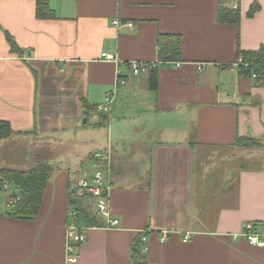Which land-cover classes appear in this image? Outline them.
I'll use <instances>...</instances> for the list:
<instances>
[{
    "label": "crops",
    "instance_id": "0c3cea01",
    "mask_svg": "<svg viewBox=\"0 0 264 264\" xmlns=\"http://www.w3.org/2000/svg\"><path fill=\"white\" fill-rule=\"evenodd\" d=\"M45 1L52 18L37 17V0H0V121L11 130L0 149L27 142L36 155L0 168L54 165L52 147L64 149V168L53 170L33 219L8 215L0 195V264H132L136 244L147 264H264V246L241 235L249 222L264 240V162L251 153L259 147L237 145H264V85L225 66L264 45V0H239L238 23L217 21L232 0ZM159 35L179 37L180 60L158 68L152 90L128 63L156 62ZM109 93V111L96 112ZM104 151L118 224L85 201L100 224L81 225L77 261L67 262L71 189Z\"/></svg>",
    "mask_w": 264,
    "mask_h": 264
},
{
    "label": "trees",
    "instance_id": "16d2710c",
    "mask_svg": "<svg viewBox=\"0 0 264 264\" xmlns=\"http://www.w3.org/2000/svg\"><path fill=\"white\" fill-rule=\"evenodd\" d=\"M259 8L257 3L253 4L248 12V16H252ZM36 15L40 18H52L53 11L48 6L45 0H37ZM239 9L227 7H218L217 21L219 23H238ZM7 41L10 44L12 51H18L15 41L9 34H6ZM242 55L251 60L264 64V45H261L256 51H238L236 58ZM180 60V39L176 35H159L158 36V55L157 64L155 67L149 68L147 85L148 88L155 90L157 88V70L160 66H164L170 62ZM226 66V65H225ZM264 67V65H263ZM11 134L9 125L5 121H0V139L6 138ZM260 144L255 139L243 138L238 139V146H256ZM53 172V167L48 162H38L24 169L1 167L0 168V192L4 191V184H11L14 191L6 197V205L8 207V215L13 218L33 219L37 216L42 200V196L50 175ZM74 196H77L76 198ZM8 197H13L15 201L12 204L8 203ZM84 194L78 196L70 195V206L76 211L75 222L78 226L99 225V221L94 215L88 211L85 204ZM132 264H147L141 256L140 249L137 244L132 248Z\"/></svg>",
    "mask_w": 264,
    "mask_h": 264
},
{
    "label": "built area",
    "instance_id": "2783aa9c",
    "mask_svg": "<svg viewBox=\"0 0 264 264\" xmlns=\"http://www.w3.org/2000/svg\"><path fill=\"white\" fill-rule=\"evenodd\" d=\"M239 0H232V9L239 8ZM113 24L119 26V22L117 20L113 21ZM126 26L129 28L132 27V23H127ZM103 56L107 60H113L114 57L110 54H103ZM156 62L153 63H143L140 61H130L128 63L131 73L133 75H139L141 73H145L149 68L155 67ZM264 64H260L255 60H251L248 57H244L239 55L234 59L231 63L227 64V69L232 71H236L238 74L242 76H246L249 79L255 81L260 85H264ZM178 66V63H176ZM126 84V80L121 76L119 71L116 72V80L115 86H123ZM111 95L109 93L102 103H99L95 106L96 112H108L109 106L111 103ZM93 158L95 159V163L92 165L93 172L87 178H83L78 181L76 185V191L79 196L86 195L87 198L91 201V206L96 208V212L94 215L104 221L107 226L112 225L115 226L118 224V219L112 218V213L109 208V192L111 187V181L109 177V167H110V155L106 151L104 152H95L93 153ZM9 186L7 183L4 184V190H7V196H9L13 191H9ZM15 201L13 197H8V203L12 204ZM94 212V211H93ZM70 221L66 226L65 230V256L66 261L74 263L77 261V253L76 249L79 244H81L85 239L86 228L82 226H78L75 222V217L77 211L70 207L69 210ZM241 235L248 241L251 245H256L258 247L264 246V240L262 239V235L255 230L254 224L245 223L243 225V230ZM167 236V232H163L161 235V241H164ZM189 236L186 235L183 240L187 241ZM146 236L142 235L141 243H142V252H146L147 247Z\"/></svg>",
    "mask_w": 264,
    "mask_h": 264
},
{
    "label": "rangeland",
    "instance_id": "374dc122",
    "mask_svg": "<svg viewBox=\"0 0 264 264\" xmlns=\"http://www.w3.org/2000/svg\"><path fill=\"white\" fill-rule=\"evenodd\" d=\"M31 145L27 142H20V144L18 145L17 142L13 141V140H10L7 142V144L5 145V147L3 149H0V154L3 155L1 156V160L0 162H4L8 165L10 164H15L14 162H19V164L25 162L27 159L25 158L26 157V152H30L31 151ZM250 148H256V147H259V149H254L252 150L251 153H256V155H259L258 158H259V161L260 162H264V145L263 144H258L256 146H249ZM17 148V149H16ZM15 149V150H13ZM8 150H12V151H9V152H13L14 154H12L11 156H9V152ZM8 152V153H7ZM11 154V153H10ZM47 155V158H51V162L54 164L52 165L53 167V170H59L60 167L64 168V149H62L61 153H60V149H57V148H54L52 147L49 148V151L47 150L46 153ZM60 154H62L63 158H60ZM15 158H13V156H15ZM8 156V157H7ZM29 159H35L36 158V155H33L31 152H30V155H29ZM57 157V158H56ZM12 159V160H11ZM8 162V163H7ZM245 165H250V162L247 161L245 162ZM93 169V168H92ZM93 172V170H92ZM9 191H13L14 190V187L9 184ZM2 198L3 197H7V193L8 191L7 190H4L2 192H0ZM75 198L77 196H74ZM85 201L87 203H89V205L91 206V201L86 197L85 198ZM93 213L96 212V208L93 206Z\"/></svg>",
    "mask_w": 264,
    "mask_h": 264
},
{
    "label": "water",
    "instance_id": "95a60500",
    "mask_svg": "<svg viewBox=\"0 0 264 264\" xmlns=\"http://www.w3.org/2000/svg\"><path fill=\"white\" fill-rule=\"evenodd\" d=\"M72 193H76V188L71 189Z\"/></svg>",
    "mask_w": 264,
    "mask_h": 264
}]
</instances>
